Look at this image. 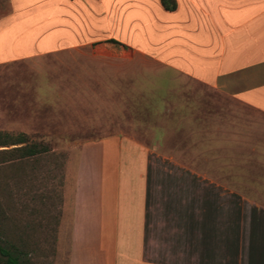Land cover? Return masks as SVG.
I'll use <instances>...</instances> for the list:
<instances>
[{
	"label": "crops",
	"instance_id": "0c3cea01",
	"mask_svg": "<svg viewBox=\"0 0 264 264\" xmlns=\"http://www.w3.org/2000/svg\"><path fill=\"white\" fill-rule=\"evenodd\" d=\"M175 1L8 0L0 64L120 46L264 115V0ZM222 176L129 136L83 143L67 264H264L263 208Z\"/></svg>",
	"mask_w": 264,
	"mask_h": 264
},
{
	"label": "rangeland",
	"instance_id": "374dc122",
	"mask_svg": "<svg viewBox=\"0 0 264 264\" xmlns=\"http://www.w3.org/2000/svg\"><path fill=\"white\" fill-rule=\"evenodd\" d=\"M8 10L0 0V16ZM0 132L50 149L19 162L0 156V243L23 264H67L65 194L81 145L105 136L225 175L217 179L234 180L264 211V115L128 48L87 45L0 64Z\"/></svg>",
	"mask_w": 264,
	"mask_h": 264
},
{
	"label": "trees",
	"instance_id": "16d2710c",
	"mask_svg": "<svg viewBox=\"0 0 264 264\" xmlns=\"http://www.w3.org/2000/svg\"><path fill=\"white\" fill-rule=\"evenodd\" d=\"M159 1L162 7L168 11L176 9L177 5L175 0ZM109 42L120 44L113 39H110ZM11 145L18 146L0 149V156L7 160H18L17 162L48 154L50 150L44 143L28 142L27 137L22 133L13 137L11 134L0 132V147H9ZM10 246L12 245H8L5 242L0 243V264H23L20 251L13 246V249H10Z\"/></svg>",
	"mask_w": 264,
	"mask_h": 264
}]
</instances>
